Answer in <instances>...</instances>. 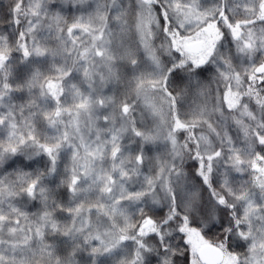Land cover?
I'll use <instances>...</instances> for the list:
<instances>
[{"label":"clouds","instance_id":"1","mask_svg":"<svg viewBox=\"0 0 264 264\" xmlns=\"http://www.w3.org/2000/svg\"><path fill=\"white\" fill-rule=\"evenodd\" d=\"M0 57V264H264V0H0Z\"/></svg>","mask_w":264,"mask_h":264},{"label":"snow or ice","instance_id":"2","mask_svg":"<svg viewBox=\"0 0 264 264\" xmlns=\"http://www.w3.org/2000/svg\"><path fill=\"white\" fill-rule=\"evenodd\" d=\"M19 7V6H17ZM59 19V18H57ZM81 27L84 29H87L86 24H73L72 28ZM72 29H69L71 31ZM232 32L236 38H240L241 36V30L240 26L236 25L235 27H232ZM221 39V35L215 25H209L207 29L204 30L203 35H199L197 38H185L183 40H175V45L178 49H180L184 55L193 63L196 65H202L206 62L209 55L212 53V51L215 48L216 42ZM248 42L245 41V44ZM37 52L44 51L43 48L37 47ZM25 55H29V51L27 47H25ZM2 58V57H0ZM183 64L184 61H181ZM256 71L260 73H264V67L258 68ZM175 75V74H174ZM59 85L54 81H49L48 88L52 92L53 95L57 94V89ZM228 102L230 105L236 103L235 94L230 93L228 95ZM128 106L125 105L124 112H127ZM58 114V113H57ZM178 127H182L177 122ZM146 139H149L150 137H145ZM46 152L49 155H52L54 153L56 145H44L43 146ZM119 149L117 148L116 151ZM115 154V152H114ZM52 159H55V156H52ZM201 164L199 165L201 168H203V158ZM208 160H212V156L207 157ZM203 174V173H202ZM40 179V177H37L36 179L32 180V187H30L28 190L31 192L33 190V187L37 186V180ZM78 177L73 176L72 177V184L75 185ZM205 179H207V176L205 175ZM46 189L44 187H41V191H45ZM137 197H140L143 195V193H135ZM69 211H72V209H69ZM77 212H79V208L76 209ZM156 226L151 218H148L144 221V224L141 228V232H155ZM182 231L187 233V239L188 242L191 244L192 252L193 253H199V256L201 260L204 261V264H232L231 259L221 250V248L214 246L213 244L209 243L208 240L204 238V235L200 233L197 227H190L187 222L183 224ZM91 237H89L90 239ZM97 238L100 239V242L103 244L104 240L99 237V234H97ZM127 239L126 236H114L112 237V242L118 243L120 240ZM193 264H197V262L194 260Z\"/></svg>","mask_w":264,"mask_h":264}]
</instances>
